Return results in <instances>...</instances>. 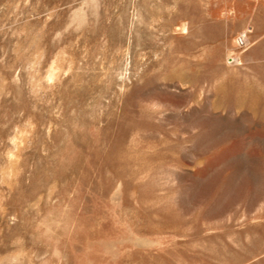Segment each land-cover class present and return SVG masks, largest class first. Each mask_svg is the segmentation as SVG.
<instances>
[{
    "label": "rangeland",
    "instance_id": "rangeland-1",
    "mask_svg": "<svg viewBox=\"0 0 264 264\" xmlns=\"http://www.w3.org/2000/svg\"><path fill=\"white\" fill-rule=\"evenodd\" d=\"M0 264H264V0H0Z\"/></svg>",
    "mask_w": 264,
    "mask_h": 264
},
{
    "label": "built area",
    "instance_id": "built-area-1",
    "mask_svg": "<svg viewBox=\"0 0 264 264\" xmlns=\"http://www.w3.org/2000/svg\"><path fill=\"white\" fill-rule=\"evenodd\" d=\"M239 42H240V44H244L245 43L244 37H240Z\"/></svg>",
    "mask_w": 264,
    "mask_h": 264
}]
</instances>
